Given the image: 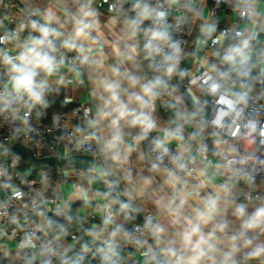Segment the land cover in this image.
Returning a JSON list of instances; mask_svg holds the SVG:
<instances>
[{"label": "built area", "instance_id": "obj_1", "mask_svg": "<svg viewBox=\"0 0 264 264\" xmlns=\"http://www.w3.org/2000/svg\"><path fill=\"white\" fill-rule=\"evenodd\" d=\"M192 1L209 3L211 18L217 17L221 10L237 16L238 23L218 27V38H199L192 49L193 53L198 54L203 52V46L207 47V52L202 54L205 59L207 58L218 71H227L228 66L221 62L222 57L230 46H237L243 39L242 25L253 21L256 0H179L177 5L172 4L171 0H126L122 4L119 0H71V9L77 10L94 2L97 6L107 5L111 15L126 17L131 24L133 20L137 21V25L132 26L143 49L148 42V30L156 23L162 24L172 39L179 42L181 60L189 49L194 32V20L188 15ZM137 4L140 5L139 8L134 7ZM145 5L152 14L151 19L142 18ZM0 12L3 13V17H0V37L13 34L19 37L15 41L0 43V264H103V253L99 249L104 248L107 251L109 245L113 248L135 247L143 242H148L151 246L147 250L143 248L141 252L138 251L140 253L137 252V259L143 258L144 264H164L162 261L153 262L157 246L163 238V233L159 231L161 227L158 218L151 212H140L136 203L123 201L121 190L109 177L101 176L106 201L102 208L103 226L100 227V233L107 236L106 243L83 244L71 230L67 224L70 221L69 206L56 195L55 189L62 182L77 181L80 174L87 178L92 177L95 166L88 171H77L75 177H65L59 166H55V171L51 166L37 167L13 153V146L20 144L30 149L36 159L89 155L94 158L95 164L101 161L96 139L88 138L94 133L93 127L90 126V121L93 120L90 101L73 99L69 101L67 110L52 113L46 93V107L37 105L29 109L24 101L14 100L6 107L5 101L14 93L8 66L2 62V57L4 54L15 56L20 51L18 45L29 35L39 36V33L31 28L32 21L39 24H44L45 21L37 13L7 0H0ZM157 12L165 14L163 21L155 20ZM21 25L24 27L21 28ZM62 40L64 39L61 36L55 41L57 46ZM249 51L262 55L264 60V45L247 50ZM60 54L63 55L64 66L59 73L48 78V86L55 81L56 76L64 74L66 68L73 71V74L71 71L65 74L66 77L70 75L69 79L73 80L75 71H84L88 66L87 52L81 55L59 48L58 59ZM84 56H87L88 60L82 63ZM146 63L150 79L160 74L156 64L149 59H146ZM209 69L194 59L187 78L182 83V90H197L199 97L193 111H196V117L207 130L223 139L224 146L212 150L205 137L202 144L193 148L197 159L192 156L184 159L180 154V140L171 142L156 133H149L143 137V147L152 161L159 163L179 179L182 190L192 199L203 198L212 182L209 175L203 178L198 174L196 164L200 161L207 169L213 170V153L224 164V169L214 171L215 175L224 182L235 184L240 190L238 205L247 207L252 201L263 196L254 188L264 182V142L257 136L255 143H250L227 128L219 130L211 124L217 105L215 98L204 90L207 87L205 82H211L214 75ZM255 72V82L249 85L248 104L241 122L255 117L264 125V61L256 63ZM76 82L86 85L83 80ZM234 82L236 83V73L232 72L229 87H232ZM168 83L169 88L167 91H161L158 101L163 114L168 112L177 99L176 73L168 79ZM236 85L238 86L237 83ZM240 131L243 132V128ZM158 141L164 142L162 147H157ZM90 191L99 194L98 188H91ZM108 216H111L112 222L106 225L104 220ZM81 218L92 222L98 220L93 214H85ZM58 222L63 225L55 229L54 225ZM8 242L14 244L12 256L6 255ZM134 262L139 264L134 258L128 263Z\"/></svg>", "mask_w": 264, "mask_h": 264}, {"label": "crops", "instance_id": "obj_2", "mask_svg": "<svg viewBox=\"0 0 264 264\" xmlns=\"http://www.w3.org/2000/svg\"><path fill=\"white\" fill-rule=\"evenodd\" d=\"M14 1L28 11L37 13L44 21L45 17H50V26L61 32L63 39L73 35L74 17L80 18L82 9L92 13L90 19L94 27L91 34L98 42L85 44V47L90 49L86 51L89 54L88 66L84 71H75L73 80L69 79L70 75L66 77L65 74L71 71L66 68L64 74L55 77V81L50 83L46 92L48 96L61 94L67 105L73 99L81 102L90 101L93 120L99 121L98 125L93 127V132L101 152V161L95 164L92 177L87 178L80 174L77 181L62 182L55 189L56 195L69 206V220L74 217L81 218L85 214L98 217L95 222L84 220L87 222L86 234L83 239L77 236L80 242L105 244L107 241V236L100 233V227L103 226L102 208L106 201L103 195L105 189L101 184L103 175L115 181L122 192L123 201L136 203L140 212H151L158 218L163 229V238L157 246L153 262L177 264V260L180 259L183 264H264V217L256 218L257 227L252 229L247 227L253 220V213L258 208H264V182L254 188L262 193V198L252 201L247 207H240L239 188L215 175L214 171L224 169V164L212 153L213 170L207 169L200 161L196 164L198 174L203 178L209 175L212 182L208 185L203 198L192 199L182 190L179 179L159 163L152 161L143 147V137L149 133H156L162 139L171 142L180 140L182 142L180 154L184 159L190 156L197 159L193 148L202 144L205 137L212 150L224 146L223 139L207 130L196 116L194 120L187 121V115L194 112L199 94L195 89L189 92L182 90V83L186 80L194 59L207 68L213 66L202 55L207 52V47L203 46L201 48L203 52L198 54L192 52L195 41L206 37L218 38V27L238 23L237 16L221 10L217 17L211 18L209 3L192 1L188 15L194 20V32L189 49L181 58L176 71L177 99L179 98L181 102L177 103L176 99L168 112L163 114L158 97L154 102V110L151 111L155 127L145 132L139 125L133 126L130 118L121 120L119 126L115 127L111 125L110 118L104 119L101 115L102 111L106 110L102 99L104 94L100 87L101 81L107 79L119 82L122 98L127 99V93L140 91L138 86H131L133 79L139 80L141 84L150 80L145 51L130 21L123 16L111 15L107 5L97 6L94 2L72 10L71 0ZM119 1L122 4L126 0ZM171 2L177 5L179 0ZM256 2L253 21L242 25L244 37L238 42L239 46L247 42V48L244 50L248 60L254 61L255 64L264 61L262 55L247 52L251 48L264 45V0ZM0 17H3L2 12ZM114 69L119 71V76L113 74ZM71 73L73 74V71ZM75 79L83 80L86 85L79 82L77 84ZM18 110L19 108L16 109ZM178 113L184 114L183 118H178ZM177 128L181 129L180 135L183 139L165 137L166 131L173 132ZM114 136H118L119 139L112 141ZM110 141L116 145L114 151L105 148V144ZM114 154L118 155V159L112 158ZM60 169L65 177H75L77 171H82L74 166H64ZM91 188H98L99 194H93ZM213 198L216 199L215 208H206L205 201ZM241 208L242 213L239 211ZM196 224L200 226L201 231L192 240L186 241L185 236ZM199 238H202L203 242L200 243L199 249H195ZM150 246L148 242H143L135 247H123L127 249V261L134 258L139 264H144V259H137V255L143 248L147 250ZM13 249L14 244L8 242L6 255L12 256ZM200 251L204 253L202 257L199 256Z\"/></svg>", "mask_w": 264, "mask_h": 264}, {"label": "clouds", "instance_id": "obj_3", "mask_svg": "<svg viewBox=\"0 0 264 264\" xmlns=\"http://www.w3.org/2000/svg\"><path fill=\"white\" fill-rule=\"evenodd\" d=\"M134 7L139 8L137 4ZM143 19H151L152 14L145 5L144 12L141 14ZM163 12L155 13L156 21H163ZM92 13L87 10H81L80 18H75V26L73 29V35L68 39L61 41L57 46L55 41L61 37L62 33L55 28H51L50 17H45V23L39 24L37 21L31 22V28L33 31L38 32L39 36L29 35L18 47L20 51L15 56H9L4 54L2 62L8 66L10 73V80L12 85L13 96L7 98L5 101L7 104L11 101H24L27 108L31 109L37 105L46 107L47 101L45 99L46 92L48 90V78L59 73L60 69L64 66L63 55L60 54L58 59L59 48L66 49L68 51H75L83 55L86 51L90 50L85 47V44H96L97 38L92 36L94 24L90 17ZM133 25H137V21H132ZM24 25H21L23 28ZM148 42L144 45L146 53V59H149L156 64L159 75H156L150 80H146L143 84L139 80L133 79L131 82L132 87H139V92L127 93L128 98L124 99L121 95V85L119 82L107 79L101 81L100 87L103 91L102 99L104 101V111L101 115L104 119L110 118L112 126L118 127L121 120L131 119L133 126L139 125L145 132L152 130L155 127V122L152 120L151 111L154 110V102L160 96L161 91H167L169 88L168 79L176 73L179 62L181 48L178 41H174L171 34L167 31V28L162 24L156 23L155 26L148 30ZM19 39L16 34L10 36L0 37V43L15 41ZM247 48V42H244L243 46H230L225 51L222 57V63L228 66L227 71H218L215 66H212L209 70L214 73L211 78V82H205L207 87L204 89L208 95L215 98L217 105L214 117L211 124L219 129H229L234 135L243 136L250 143H255L257 136L264 142V125H261L255 117L244 119L241 122L244 115V109L248 104V97L250 86L246 82L249 77V70L246 65L248 56L244 49ZM88 57L84 56L82 63L87 62ZM232 72L236 73L238 86L233 83L232 87H229V78ZM115 76H119L120 73L117 69L113 70ZM167 78V79H166ZM181 101L177 99V103ZM198 111V109H197ZM184 114L178 113V118H183ZM196 111L187 115V121L195 119ZM98 120L90 121V126L95 127L98 125ZM243 128V132L240 129ZM180 128H177L173 132H165L167 139L177 138L183 139L180 135ZM95 138V133H92L89 137ZM119 139L118 136H114L112 141ZM163 141L157 142V147L163 146ZM105 148L114 151L116 145L113 142L105 144ZM167 149H165V152ZM114 160L118 159V155L114 154L112 157ZM206 208L214 209L216 205V199H209L205 201ZM124 207V206H122ZM242 213L243 208L239 209ZM264 217V208H258L253 213V220L248 223L247 227L252 229L257 227L256 218ZM112 222L111 216L105 218L104 223L110 224ZM160 232L163 229H159ZM201 231L198 224L191 227V231L185 236L186 241H190ZM115 235V232L112 233ZM202 238H199V242L195 244V249L200 248ZM103 253V264H118V260L115 257L118 255L114 248L109 245L107 251L104 248L99 249ZM203 251L199 252V256H203ZM177 264H183L178 259Z\"/></svg>", "mask_w": 264, "mask_h": 264}, {"label": "trees", "instance_id": "obj_4", "mask_svg": "<svg viewBox=\"0 0 264 264\" xmlns=\"http://www.w3.org/2000/svg\"><path fill=\"white\" fill-rule=\"evenodd\" d=\"M9 2H15L14 0H7ZM255 62L254 61H250L248 60L246 65H244V67L249 70V77L247 78L246 82L251 85L255 82V78H256V72H255ZM236 83L238 84L237 81V77H236ZM48 101H49V105H50V110L51 112H60V111H65L68 109V105L64 103L63 100V96L61 94L55 95V96H48ZM51 169L53 171H55L56 167L55 166H51ZM67 224H69L71 230L74 232V234L76 236H78L79 238L83 239L84 235L86 234V228H87V222L82 220L79 217H74L72 218L69 222H67ZM63 223L62 222H58L54 225V228L57 229L59 226H62ZM85 244H89V245H93L95 244L94 242H88ZM97 245H101V244H97ZM115 252L118 254L117 257L115 259L118 260V264H130L127 261V249L123 248L121 246H115L114 247Z\"/></svg>", "mask_w": 264, "mask_h": 264}, {"label": "water", "instance_id": "obj_5", "mask_svg": "<svg viewBox=\"0 0 264 264\" xmlns=\"http://www.w3.org/2000/svg\"><path fill=\"white\" fill-rule=\"evenodd\" d=\"M12 151L15 155L26 161L30 165H35L37 167L45 166H74L82 169L83 171H88L94 168L95 160L89 155H76L70 157H52L46 159H36L30 149L24 147L20 144L13 146Z\"/></svg>", "mask_w": 264, "mask_h": 264}, {"label": "rangeland", "instance_id": "obj_6", "mask_svg": "<svg viewBox=\"0 0 264 264\" xmlns=\"http://www.w3.org/2000/svg\"><path fill=\"white\" fill-rule=\"evenodd\" d=\"M25 175H26V176H28V173H27V172H25Z\"/></svg>", "mask_w": 264, "mask_h": 264}]
</instances>
